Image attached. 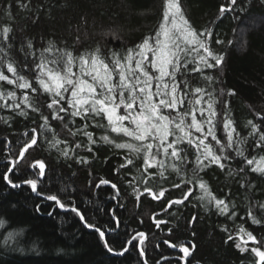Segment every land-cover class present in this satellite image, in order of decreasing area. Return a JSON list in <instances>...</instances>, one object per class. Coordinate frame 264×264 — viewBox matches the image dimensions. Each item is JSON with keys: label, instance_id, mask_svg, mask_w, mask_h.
<instances>
[{"label": "trees", "instance_id": "16d2710c", "mask_svg": "<svg viewBox=\"0 0 264 264\" xmlns=\"http://www.w3.org/2000/svg\"><path fill=\"white\" fill-rule=\"evenodd\" d=\"M164 3L0 0V71L14 79L6 67L13 63L37 88L32 92L0 81V264H264L252 251H264V208L260 207L264 204V175L253 172L256 164L248 165L245 159L255 156L259 160L264 155V147H255L259 133L249 136L252 129L247 123L251 120L264 131V0H236L235 4L231 0H180L185 19L197 33L210 31L211 35L201 39L223 60L211 69L203 68L198 64L199 56L207 53L193 50L197 45L181 43L186 49L180 53L181 61L192 63L177 77L187 93L179 111L191 113L195 109L198 120H207L212 103L217 113L212 118L215 133L221 144L210 136L206 143L217 155L229 157L221 160L223 169L209 164L203 152L186 141L178 145L184 150V162L153 148L163 167L145 169L146 149L130 153L114 146L141 142L94 127L91 119L58 112L59 106L49 109L52 97L36 82V65L42 59H58L61 50L79 57L99 47L106 59L112 52L123 57L146 36H155ZM221 6L225 8L223 13ZM5 27L10 28L7 35ZM29 42L32 47H28ZM208 62L215 64L210 57ZM198 66L203 73L191 70ZM205 75L213 79L205 80ZM185 80L186 88L182 83ZM196 88L203 91L196 93ZM9 92L15 96L9 97ZM25 94L39 111L25 104ZM54 114L64 120L53 119ZM163 114L177 115L170 109ZM226 119L233 121L232 127L240 134L234 135V140L246 137L247 142L221 153V145L228 142ZM185 120L190 124L191 115ZM100 122L107 124L103 119ZM85 124L95 143L82 132L72 135ZM203 127L206 133L208 125ZM172 130L176 131L174 127ZM192 132L194 139L201 137L194 129ZM102 135H108L114 143H105ZM33 137L36 143L21 158V150ZM174 138L169 136L168 140ZM237 146L245 149L244 157L236 154ZM198 154L207 167L197 168ZM127 159L133 163L126 164ZM40 163L44 165L42 174ZM174 164L179 172L173 169ZM27 181L36 182V191ZM201 181L212 196L228 205L227 212H221L223 205L218 207L200 188ZM50 196L60 203L48 199ZM249 211L259 223L252 222ZM241 226L256 242L241 233ZM96 229L104 232L103 238ZM181 246L190 250L187 257Z\"/></svg>", "mask_w": 264, "mask_h": 264}, {"label": "snow or ice", "instance_id": "6c2138e0", "mask_svg": "<svg viewBox=\"0 0 264 264\" xmlns=\"http://www.w3.org/2000/svg\"><path fill=\"white\" fill-rule=\"evenodd\" d=\"M231 2L235 4L236 0H231ZM21 7H26V5H21ZM224 11L225 8L221 6L220 12L223 13ZM177 18H179V23ZM9 31L10 28L8 27L3 29L5 35ZM206 34L211 35L207 29L204 32L197 33L191 27L189 21L184 17L180 0H165L163 19L155 36H146L142 43L136 45L135 48L128 49L123 57L116 52H112L110 57L106 59L101 54L99 47L93 52L82 53L79 57L74 56L71 51L61 50V55L58 59L51 61L42 59L41 63L36 65L37 75L35 79L40 88L52 97L51 102L47 105L49 109L59 106L58 112H65L71 117H80L82 120L91 119L95 121L94 127L106 128L112 133L141 142L139 145L130 142L114 143L108 135L100 137L105 143H114L116 148L127 149L130 153H140L142 148L146 149L144 156L145 169L152 168L154 165L163 167L164 162L156 158L160 149H163L165 156L170 155L184 162L186 156L181 155L184 150L179 148L178 145L185 141L192 147L197 148L198 152L202 151L203 159L208 160L209 164H217L223 169L224 165L221 160L229 157L227 155L223 157L217 155L212 146L206 143V138L210 136L217 144H221L215 133V123L212 118L217 113L212 103L209 104L207 120H198L195 115V109L191 113L179 111L184 106L187 93L181 87V83L177 81V77L182 69L187 70V64L192 63V61L188 60L181 61L180 53L186 51V49L181 47V43L189 46L197 45L198 48L193 50L198 52L199 49H203L207 53V56H199L198 64L203 65V68L211 69L220 65L223 60V56L214 54L206 42L201 39ZM216 42L222 43L219 40ZM28 47H32L31 42H29ZM49 50L45 49V51ZM209 57L215 61V64L208 62ZM49 64L54 65V67H49ZM6 67L7 72L11 73L14 79L6 75L4 71H0V81L15 85L22 90L28 89L32 92H37V88L33 87L27 77L17 71L13 63H7ZM74 67L77 69L76 71L73 70ZM203 68L198 66L191 70L203 73ZM203 78L208 81L213 79L212 76L208 75ZM182 83L186 88L187 81L185 80ZM202 91L201 88L195 89L196 93H201ZM229 94L231 95L232 93L230 92ZM209 95L211 96V94ZM8 96L14 97L15 93L9 92ZM29 101L30 97L25 94V104L32 107L33 111H39ZM61 102L66 103L68 107L65 108ZM200 102L199 99L196 100V104ZM188 103L191 104V101H188ZM69 109L71 110L70 112ZM165 109L176 111L177 115H165L163 114ZM199 111L203 116L204 110L200 109ZM189 115H191V123L187 124L185 117ZM42 118L47 120L46 117ZM53 119L63 121L64 117L54 114ZM101 119L106 120L107 124L101 123ZM126 121L127 123H125ZM69 122L72 123L73 121ZM205 123L208 125L206 133L203 127ZM232 123L231 119H226L224 122L228 142L226 145H221V153L225 151V148H233L234 144L239 145L247 142L246 137L234 140V135L239 137L240 134L232 127ZM247 123L252 129L249 136H255L259 133L255 147H264V131H260V125L251 120ZM43 127L44 125H41V128ZM88 127L89 125L85 124L82 128L72 132V135L82 132L88 137L90 143H95L93 133L87 131ZM173 127L176 130L175 132L172 130ZM193 129L195 132L201 133L202 138L197 137L194 139ZM177 132L182 135H177ZM169 136H174L175 138L169 141ZM149 140L151 142L144 143ZM35 143L36 139L33 137L31 143L21 150V158L26 149ZM79 146L77 145V147ZM153 148L157 149V153L152 152ZM169 149H171L170 153ZM235 150L238 156L244 157L245 149L237 146ZM245 159L248 165L256 164V167L251 169L253 172L264 175V155H261L259 160L255 156L251 159L245 157ZM132 163V159L126 160V164ZM196 163L198 169L203 165V160L199 154L196 157ZM125 166L121 165V167ZM203 166L207 167L208 165ZM172 167L179 172V168L175 164ZM40 168L42 174L43 163H40ZM159 174L163 176V172ZM5 179H7V175H5ZM27 183L31 184L33 191H36L35 181H27ZM102 183H107V181H102ZM174 187H180V185H174ZM200 188L205 191L211 200L215 201L218 207L223 205L220 209L221 212H227L228 205L223 200L212 196L203 181L200 182ZM145 191H150V189L146 188ZM163 195L164 191H161L160 196ZM48 199L56 200V197L50 196ZM185 199H187V194ZM56 202L60 203L58 200ZM181 202L174 201V203ZM260 207L264 208V204H261ZM232 215H235V213H232ZM248 215L253 223H259L251 211H249ZM96 231L100 232L101 238L104 237V232L99 229H96ZM240 231L247 235L249 240L256 242V238L251 232H245L242 226ZM139 235L143 237L144 234L140 233ZM229 239H232V237L229 236ZM165 243H168V241H165ZM105 246L107 247V244ZM236 247L240 248L241 251L244 250L241 244H237ZM180 250L185 257L190 254V250L185 247L181 246ZM109 251H112V249L109 248ZM252 251L260 260L264 261V251L258 248H253ZM141 254L143 255V252Z\"/></svg>", "mask_w": 264, "mask_h": 264}, {"label": "rangeland", "instance_id": "374dc122", "mask_svg": "<svg viewBox=\"0 0 264 264\" xmlns=\"http://www.w3.org/2000/svg\"><path fill=\"white\" fill-rule=\"evenodd\" d=\"M240 241V243L242 244V240H239ZM242 246V245H241Z\"/></svg>", "mask_w": 264, "mask_h": 264}]
</instances>
